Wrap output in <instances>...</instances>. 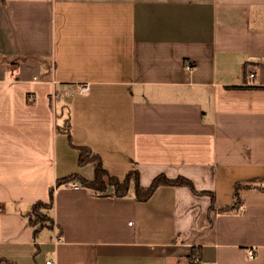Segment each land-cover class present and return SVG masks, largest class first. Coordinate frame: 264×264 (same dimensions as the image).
Listing matches in <instances>:
<instances>
[{
	"label": "crops",
	"instance_id": "0c3cea01",
	"mask_svg": "<svg viewBox=\"0 0 264 264\" xmlns=\"http://www.w3.org/2000/svg\"><path fill=\"white\" fill-rule=\"evenodd\" d=\"M256 86L264 0H0V264H264ZM75 145L144 187L183 176L215 209L185 185L145 201L132 184L121 197L57 186L93 177ZM237 182L251 185L239 205L217 210ZM50 189L51 225L31 224Z\"/></svg>",
	"mask_w": 264,
	"mask_h": 264
},
{
	"label": "trees",
	"instance_id": "16d2710c",
	"mask_svg": "<svg viewBox=\"0 0 264 264\" xmlns=\"http://www.w3.org/2000/svg\"><path fill=\"white\" fill-rule=\"evenodd\" d=\"M233 87L239 88L242 86H233ZM256 88H264V86H256ZM60 128L66 131L70 140L68 122L65 125H61ZM75 147L78 150V158H77L78 164L85 165L87 163H91L93 165V177L91 179H88L79 173H71L65 177L58 178L56 180L57 186L66 182H78L81 186L87 188L89 191L93 192L94 194L109 193L113 196L121 197L129 193V189L132 184L133 195L135 199L139 201H145L153 194L155 189L160 185H185L188 186L196 194H208L209 196H211L212 203L210 206V210L215 209V205L213 201V193L210 191H199L195 189L191 181L183 176L168 178L163 174H159L152 179L151 183L148 186L144 187L139 183L138 172L136 169H130L125 174V176L122 179H120L114 175H111L107 171V169L103 165L101 156L97 152H95L91 147L87 145H75ZM246 187H251V185L237 182L234 186L235 201L230 205L219 207L217 210L236 208L239 205V201H240L239 190L241 188H246ZM52 202H53V190L50 189L48 201L47 202L37 201L33 203L30 212L33 214L35 212L36 214L35 216L40 217V213L36 211V207H45V209H47L52 206ZM30 222L31 224L35 225V222L32 221L31 217H30ZM198 250H199L198 248L196 250V247H192L191 255L188 257L189 263H191L193 258L196 257L197 255L196 251Z\"/></svg>",
	"mask_w": 264,
	"mask_h": 264
},
{
	"label": "rangeland",
	"instance_id": "374dc122",
	"mask_svg": "<svg viewBox=\"0 0 264 264\" xmlns=\"http://www.w3.org/2000/svg\"><path fill=\"white\" fill-rule=\"evenodd\" d=\"M36 211H38L40 213V217L35 216L36 215L35 212H34V214L29 212L32 221L35 222V225H37V226H39V225H45V226L51 225L50 220L47 216L45 207H36Z\"/></svg>",
	"mask_w": 264,
	"mask_h": 264
},
{
	"label": "built area",
	"instance_id": "2783aa9c",
	"mask_svg": "<svg viewBox=\"0 0 264 264\" xmlns=\"http://www.w3.org/2000/svg\"><path fill=\"white\" fill-rule=\"evenodd\" d=\"M248 75H249L250 77H252V76L254 75V73H253V72H250ZM88 88H89V83H84V84H82V85H79V87H78V91H80V92H84V91H87ZM242 211H243V209H240V212H242ZM248 252H249V254H250L251 256L253 255V251H252V250H249ZM45 262H46V264H51V261H50L49 259L46 260Z\"/></svg>",
	"mask_w": 264,
	"mask_h": 264
}]
</instances>
